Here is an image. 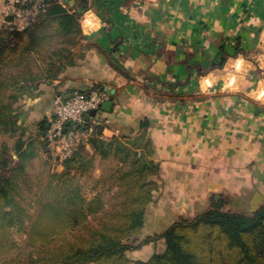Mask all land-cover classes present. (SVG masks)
Returning a JSON list of instances; mask_svg holds the SVG:
<instances>
[{
  "label": "crops",
  "instance_id": "crops-1",
  "mask_svg": "<svg viewBox=\"0 0 264 264\" xmlns=\"http://www.w3.org/2000/svg\"><path fill=\"white\" fill-rule=\"evenodd\" d=\"M59 2L79 16L91 13V23L82 26L78 18L77 35L56 23L38 35L30 62L35 72L65 61L61 52H70L73 62L54 77L41 76L16 102L7 139L12 166L23 150L26 160L49 155L47 130L58 96L99 88L112 106H100L99 117L87 120L102 125L98 137H119L125 148L137 140L139 152L148 142L159 164L141 236L207 209L215 194L246 212L264 202V98L257 95L264 92V0ZM6 11L0 0V28ZM104 147L86 142L72 169L89 172L86 184L124 164L115 145ZM55 161L53 172H61L62 159ZM88 192L92 197L98 190ZM164 248L159 238L133 256L146 260Z\"/></svg>",
  "mask_w": 264,
  "mask_h": 264
},
{
  "label": "trees",
  "instance_id": "trees-1",
  "mask_svg": "<svg viewBox=\"0 0 264 264\" xmlns=\"http://www.w3.org/2000/svg\"><path fill=\"white\" fill-rule=\"evenodd\" d=\"M78 18L77 12H70L59 0H48L30 25L23 29L9 25L0 28V129L6 132L14 129L15 104L31 89L34 81L41 76L54 77L65 64L73 62L69 59L70 52H61L60 59L65 61L59 64L51 61L35 72L30 62L32 50H37L38 35L41 37V33L47 32L54 23L59 31L77 35ZM7 67L10 69L4 72ZM147 125L146 120L141 124L142 127ZM85 127L92 129L87 142L101 146L104 151L106 144L115 145V154H121L124 164L112 174L114 181L111 182L119 188L112 196L121 197L120 209L101 227L91 230L89 237L65 240L53 248H46L37 257H31L32 264H129L128 250L159 238H164L165 248L155 251L146 260L137 259L135 264H264V202L252 212L231 209L227 207L229 196L223 193L213 195L207 209L193 216H181L163 232L141 239L146 208L159 187L155 178L159 164L150 158L152 146L143 143L139 152L137 140L125 148L119 137L108 142L99 138L101 124L87 121ZM85 145L86 142L80 143L62 160L64 169L59 177L77 168L76 162L83 159ZM48 151L53 158L50 147ZM20 156L19 164L11 166L6 150L0 151V260L17 246L9 229L24 227L30 217L15 195L14 176L23 170L28 151H21ZM127 163L129 166L124 167ZM66 183L64 195L42 203L31 220L27 229L31 245L57 243L66 230L82 226L89 213L102 209L99 193L88 197L81 185ZM133 241H140L139 245L133 246Z\"/></svg>",
  "mask_w": 264,
  "mask_h": 264
},
{
  "label": "rangeland",
  "instance_id": "rangeland-1",
  "mask_svg": "<svg viewBox=\"0 0 264 264\" xmlns=\"http://www.w3.org/2000/svg\"><path fill=\"white\" fill-rule=\"evenodd\" d=\"M9 69L10 68L8 67L5 68L4 72ZM260 94H262L261 96L264 98V92L262 90L257 92V95ZM8 135H10L9 132L0 129V151L5 149L8 157L11 158L12 156L9 153V145L7 143V139H9ZM12 159L14 160L13 157ZM12 159L11 161L13 162ZM27 160H25L23 170L20 173H16L14 179L16 180V199L27 208L30 213V217L26 219L24 227L13 226L9 229L11 236L17 241V246L0 260V264H32L31 257H37L42 254L46 248H53L55 245L62 243L65 240L77 241L82 237H89L91 230L101 227L105 221L113 217L117 209H120V204L118 202H120L121 197L119 195H117V197L112 196L114 192L119 190V188H115L114 185L111 184V182L114 181L112 174H114L116 169H118L115 165L111 167L112 170L105 178L98 177L96 180H92L90 183L86 184L87 181L84 179H88V177L90 178L89 172L85 173V171H83L81 172L82 175H79L78 173L73 174V171H70L67 175L65 174L66 176L63 178L59 177V173L62 171L53 172L52 166L56 162L55 156L52 158V156L50 157L47 155V158L38 157L36 159ZM19 162L20 160L16 162V165H18ZM128 166L129 163H127L124 167ZM80 179H82L83 182ZM66 181L75 185H81L83 187V192L86 194L89 193V190L92 191L97 189L100 197H102V209L89 213L87 220L82 226L66 230L65 233L60 236L57 243H52L50 245H31L28 241L27 235V229L31 220L36 216L42 203L60 199L64 195L67 191ZM98 193L96 196H98ZM229 198L230 197H228L227 207L231 209H242L241 206L235 205L236 200L229 203ZM140 238L143 239L144 236L140 235ZM139 242L140 241H133L132 245H139ZM140 247H138V249ZM136 249L137 248L127 251L130 258L129 264H135V261L137 260L134 259L135 256H133L135 253L134 250ZM146 256L147 254L144 257Z\"/></svg>",
  "mask_w": 264,
  "mask_h": 264
},
{
  "label": "built area",
  "instance_id": "built-area-1",
  "mask_svg": "<svg viewBox=\"0 0 264 264\" xmlns=\"http://www.w3.org/2000/svg\"><path fill=\"white\" fill-rule=\"evenodd\" d=\"M48 0H5L7 11L4 23L17 29L30 25L45 8ZM91 13L84 11L79 19L82 26L91 23ZM105 94L95 89L88 93L75 92L56 99L55 116L47 130L48 145L54 156L62 160L69 157L80 143L87 142L92 129L85 127V115L99 109ZM69 122V124H68Z\"/></svg>",
  "mask_w": 264,
  "mask_h": 264
},
{
  "label": "water",
  "instance_id": "water-1",
  "mask_svg": "<svg viewBox=\"0 0 264 264\" xmlns=\"http://www.w3.org/2000/svg\"><path fill=\"white\" fill-rule=\"evenodd\" d=\"M102 108L105 110H110L111 106H112V100L111 99H106L103 101V103L101 104ZM260 106H257V110L259 111ZM93 115H97L99 117V113H98V109L97 108H93L89 111L88 114L85 115V119L89 120V118ZM69 124V122H68ZM59 158V156H58Z\"/></svg>",
  "mask_w": 264,
  "mask_h": 264
}]
</instances>
